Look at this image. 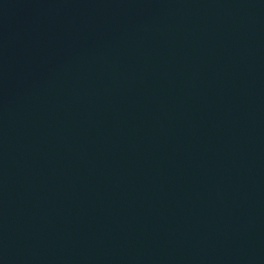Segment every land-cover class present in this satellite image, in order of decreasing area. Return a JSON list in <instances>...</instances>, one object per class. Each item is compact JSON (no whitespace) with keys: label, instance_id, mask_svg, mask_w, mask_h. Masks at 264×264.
Segmentation results:
<instances>
[{"label":"water","instance_id":"obj_1","mask_svg":"<svg viewBox=\"0 0 264 264\" xmlns=\"http://www.w3.org/2000/svg\"><path fill=\"white\" fill-rule=\"evenodd\" d=\"M0 264H264V0H0Z\"/></svg>","mask_w":264,"mask_h":264}]
</instances>
